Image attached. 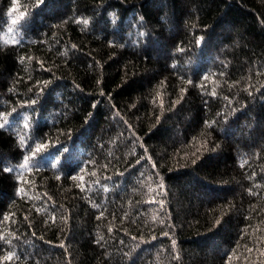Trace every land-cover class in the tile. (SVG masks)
Here are the masks:
<instances>
[{
    "label": "trees",
    "instance_id": "obj_1",
    "mask_svg": "<svg viewBox=\"0 0 264 264\" xmlns=\"http://www.w3.org/2000/svg\"><path fill=\"white\" fill-rule=\"evenodd\" d=\"M0 264H264V0H0Z\"/></svg>",
    "mask_w": 264,
    "mask_h": 264
},
{
    "label": "rangeland",
    "instance_id": "obj_2",
    "mask_svg": "<svg viewBox=\"0 0 264 264\" xmlns=\"http://www.w3.org/2000/svg\"><path fill=\"white\" fill-rule=\"evenodd\" d=\"M11 24H12L11 29L8 31L7 36L3 38V40L6 42H13L17 39V33L15 31V27L13 26V22ZM52 162L53 161H51V163ZM29 166H30V160L29 159L24 160V162L21 163V165L17 168L19 174L22 175L25 172H27Z\"/></svg>",
    "mask_w": 264,
    "mask_h": 264
},
{
    "label": "snow or ice",
    "instance_id": "obj_3",
    "mask_svg": "<svg viewBox=\"0 0 264 264\" xmlns=\"http://www.w3.org/2000/svg\"><path fill=\"white\" fill-rule=\"evenodd\" d=\"M13 23H15V21H13Z\"/></svg>",
    "mask_w": 264,
    "mask_h": 264
}]
</instances>
